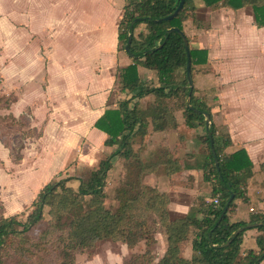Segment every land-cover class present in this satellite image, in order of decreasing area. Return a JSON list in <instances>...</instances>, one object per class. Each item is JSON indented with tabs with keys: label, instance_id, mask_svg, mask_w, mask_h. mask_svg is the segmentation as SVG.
<instances>
[{
	"label": "trees",
	"instance_id": "1",
	"mask_svg": "<svg viewBox=\"0 0 264 264\" xmlns=\"http://www.w3.org/2000/svg\"><path fill=\"white\" fill-rule=\"evenodd\" d=\"M202 1L206 10L221 7L248 9L254 24L264 27V0ZM178 3L179 0H124L117 26L118 48L124 50L127 33L131 31L132 39L126 53H131L132 57L128 54L129 63L117 68L115 76L118 91L128 93L129 97L106 107L93 124L105 134L103 144L114 146V149L95 166L84 167L77 175L53 178L44 184L30 203L31 210L24 219L18 214L5 215L0 211V264H75L77 254L92 252L96 243L102 240L120 241L129 248H134L141 241L145 244L143 252L132 254L122 264H264V209L253 212L247 221L229 220L227 210L217 223L231 193L234 197L229 208L234 199H246L245 186L253 174V164L243 148L224 152L230 138L213 122L205 95V98L194 96L193 87L190 104L198 111L187 108L182 100L185 129L177 133L173 146H160L151 153V157L143 156L150 132L178 128L174 110L168 102L172 98L182 99L188 91L183 40L177 32L167 30L177 27L184 32L183 22L188 19L195 28L208 26L196 17L194 0H185L174 18L154 21L172 13ZM134 19L137 21L130 28ZM139 23H143L144 29L135 32ZM184 34L189 45L193 75L194 65L206 63L207 50L192 46L189 36ZM140 65L156 72L158 85L145 86L138 69ZM181 69L183 78L177 81L175 73ZM150 94L154 96V109L148 120L137 101ZM15 101L13 94H0V109L8 110ZM204 112L210 115L209 131L218 168L214 164L204 125ZM8 115L15 118L12 113ZM198 125L205 131L203 134L195 133L205 155L203 177L210 183V196H218V202L214 205L199 199L194 209L183 215H169V218V194L145 183L143 176L153 173L156 178L165 176L170 180L174 173L179 172L180 153L184 140L189 136L187 132ZM41 134L39 131L37 137ZM136 136L140 137L138 142L134 140ZM116 156L124 160V175L115 188L117 205L108 206L104 188L112 159ZM71 180H76L77 185L72 187ZM259 221L262 224L256 227L260 231L255 238L257 249L242 250L245 230L227 246H221L237 228ZM35 229L37 232L33 233ZM158 231L163 234L164 248L156 260L152 246L157 242L155 233ZM188 244L191 255L186 256L183 251Z\"/></svg>",
	"mask_w": 264,
	"mask_h": 264
},
{
	"label": "crops",
	"instance_id": "2",
	"mask_svg": "<svg viewBox=\"0 0 264 264\" xmlns=\"http://www.w3.org/2000/svg\"><path fill=\"white\" fill-rule=\"evenodd\" d=\"M59 3L61 10L58 17L54 10ZM195 4L196 17L208 23V26L195 28L189 19L183 22V29H187L193 35H203V45L198 47H204L207 50L205 66L210 68L208 71L213 74L216 81L215 89H208L206 96L212 120L219 131L223 130L230 138V143L224 148V152L230 153L243 148L253 164V174L247 179L245 186L246 199H240L249 207L248 214L239 213L238 204L234 205L230 214L231 221H247L253 212L264 209V97H248L249 92L235 97L225 96L224 90L233 86L234 81L224 75V71L232 57L244 56L243 48L249 50L251 47V51L260 48L261 33L259 31L264 27H257L250 13L245 12L244 9L232 10L221 7L206 10L203 2H195ZM123 5L124 0H12L14 11L10 56L5 53L8 46L0 45L3 48L0 61L5 58L8 61L0 69L2 81L12 84L15 90L16 88L20 90L16 91L17 96L14 95L16 101L13 104H17L22 96L32 91L28 84L34 82L36 89L45 99L44 102L37 103V106L47 103L59 104L61 111L58 116L49 118L42 129L41 136L32 143L34 154L23 153L20 161L14 164V173H6L5 176L11 178L18 174L22 175L24 172L23 169L21 170L22 167L27 168L26 170L35 169L43 156L55 158L60 148L49 149L48 145L50 140L58 142L55 139L56 133L61 135L60 144H63V152L60 155L62 157L60 162L53 167L50 175L42 182H38V185L32 184V189L24 199L20 200L24 196L17 187L12 190L16 192L15 197H8V201L4 197L5 190L0 191L5 215L20 213L27 209L35 193L53 174L64 170L72 174L84 167L95 166L105 156L103 153L105 134L93 124L106 107L115 105V102L109 101L112 89L116 86L115 72L117 68L129 63L128 58H123L118 50L117 26ZM2 6L0 0V33L6 29L10 32V29L6 27L5 19H2L4 16V13H1ZM35 10H37L36 15ZM242 27L248 30L247 35L252 38V45L244 42L242 33H239ZM60 56L67 57L69 62L66 61L67 63L63 65L59 60ZM79 57L91 59L89 62L82 63V60L80 62L77 60ZM11 60L14 62L17 83H9L2 76L4 69L12 66L9 63ZM41 64L43 66H41V78H37L31 69ZM227 70L228 73L231 70L234 71V67L228 66ZM254 75L260 77L261 72ZM77 79L78 82L81 81V85L76 83ZM41 81H44L45 90L37 88V84ZM60 82L64 89H69V93L67 91L64 97L71 96L74 100L73 112L71 109L67 112L63 104L52 100L53 94H56L57 89L60 88ZM70 89H74V93ZM209 90L214 92L209 93ZM257 90L259 93V89ZM86 105L89 112L88 124H86L84 112ZM38 109L42 114L41 108ZM35 114L41 115L36 111ZM65 116H69L70 119L67 120ZM177 121L178 128L157 132L156 138L163 139L167 144L171 140L174 143L177 130L183 124L180 118H177ZM192 130L187 132L189 136L187 140H184L180 153L182 155L181 170L174 173L169 181L163 179V177L166 178L165 176L155 177V183L162 184L164 187L162 190L170 193L167 211L174 216L186 214L190 209H194L199 199L210 200L211 186L202 175L203 162H198L200 157L203 161L205 159L203 147L197 154L185 150L188 138L194 133ZM194 131L197 134L202 132L197 128H194ZM200 144L202 146L201 142ZM26 150L31 148L28 147ZM42 151L52 154L42 155ZM29 173L28 171V175ZM17 180L22 181V177ZM70 183L73 185L78 182L71 180ZM7 185L9 188L8 182ZM250 233L252 234H250L251 240L248 246L243 245L246 241L245 232L243 234L242 250L257 249L255 238L260 231ZM163 247L162 244V249ZM185 249L188 252L186 256L191 255L189 244Z\"/></svg>",
	"mask_w": 264,
	"mask_h": 264
},
{
	"label": "rangeland",
	"instance_id": "3",
	"mask_svg": "<svg viewBox=\"0 0 264 264\" xmlns=\"http://www.w3.org/2000/svg\"><path fill=\"white\" fill-rule=\"evenodd\" d=\"M1 1L3 5L1 8V13L2 12L4 13V16L2 17V19H5L6 27L10 29V32H7V29H6L5 31H2L0 33V45L6 44V46H8L7 51H5V53L7 56H10L11 49H12V27H13L12 22H13L14 9L12 8V0H1ZM195 2L198 3V2H203V1L195 0ZM60 10H61V4L59 3L56 9L54 10L55 14L58 17L60 16ZM244 10L245 12H249V10H246V9ZM36 14H37V10H35V15ZM39 18H40V15H39ZM186 21H189V19ZM143 29H144L143 23H139L135 27V32L139 30H143ZM184 31L186 35L189 36L190 44L192 46L198 47V46L203 45V35L202 34L193 35L189 31H187V29H185ZM259 32L261 33L260 34L261 36L260 48L258 47V49H256L255 51H251L252 49L251 47L249 50L247 48H243L244 56L232 57V59L229 60V62L227 63L225 67L226 71H224V75H227L228 77H230V79L234 81V84L227 90H224L225 96L235 97V96L243 95L245 92H249L250 95H248V97H255V96L264 97V29H261ZM239 33H242L244 37L243 39L244 42L248 43L249 45H252V38L250 37V35H247L248 30L245 27H242ZM2 50L3 48L1 46L0 53L2 52ZM118 50L121 56H123V58L126 57L129 60L128 54L121 47L120 49L118 48ZM5 59H2V61H0V69L3 68L4 65L8 63L7 58ZM90 59L91 58L89 57L77 58L79 62L82 60V63L89 62ZM59 60L61 61L63 65L67 63L66 61L69 62L68 58L64 56H60ZM9 63H11L12 66L4 69L2 76L6 79V81H9V83L10 82L17 83L18 78L16 77V74H15L14 62L13 60H11L9 61ZM75 65H76V61H75L74 66ZM41 66L42 64L36 68L31 69L33 74L37 75V78H41V73H40L42 71ZM228 66L234 67V71L231 70V72L228 73V70H227ZM138 69L140 72V76L146 87L158 85L156 72L154 70L148 69L147 67H144L141 65L138 67ZM208 69L210 68L205 66V64L194 65V74L192 75L193 80H194L193 94L196 97L202 98L204 95L207 96L208 89L210 88L215 89L214 86L216 85V81L214 79L213 74L210 71H208ZM258 72H261L260 77H256L254 75L255 73H258ZM251 74L253 76H250ZM175 78L177 81L183 78L182 69L178 70L175 73ZM2 80L3 79L0 73V94H6V95L13 94L17 96L16 91L19 92L20 90L17 88L15 90L12 87V84L3 83ZM60 80L62 81V79ZM76 83H78V85H81V81L78 82V79L76 80ZM59 84H60L59 85L60 88L57 89L56 94H53L52 100H55L57 103L63 104L64 109L67 110V112H69L70 109L73 112L72 109L74 107L73 105L74 100L72 99L71 96L64 97L67 91L69 93V89H64L62 87L61 82ZM28 87L30 91L31 90L32 91L29 94L22 96L20 101L17 104H12L8 110L0 109V191L3 192L2 189L5 190L6 193L4 194V197L6 201H8V197L9 198L15 197L16 192L12 190L16 189V187L19 189V191H21V193H23L22 196H24L20 200L24 199L29 193V191L32 189V184L36 186V184L38 185V182H42L43 180H45L50 175V171L53 169V167L56 164H58L60 162V158H62L60 156L62 155V152H63L62 151L63 144L62 145L60 144L62 142L61 135L60 133H56L55 139L58 142H52V140H50L49 141L50 143L48 145L49 149H54V148L58 149V147L60 148L58 155L55 156V158L52 159V157L47 158L46 156H43L42 159L38 161V164L35 169L26 170L27 168L22 167L21 170L23 169L22 171H24L22 175L18 174V176H14L11 178H6L5 176L6 173L8 174L14 173V168H15L14 164L20 161V159L23 156V153L24 154L28 153L30 155L34 154V147H33L34 145L32 143H34L35 142L34 140L38 138L37 133L39 131L42 132V129L45 123L49 120L50 117L58 116L61 111V106L59 104H48L47 103L45 105L42 104L41 106L40 105L37 106V103L39 104L40 102H44L45 99L41 96L39 90L36 89V84L34 82L29 83ZM37 88L45 90L44 81H41L39 84H37ZM257 89H259V93ZM70 91L74 93L75 90L70 89ZM208 92L213 93L214 91L212 90L211 92L209 90ZM128 97H129L128 93H120L117 89V86H115L112 89V93H111L109 101L116 103ZM66 98L68 99L65 100ZM182 100L186 104V95H184L182 99L172 98L170 99V102H168L169 105L173 108L176 118L181 119V124L184 118L182 108H181ZM133 102L134 100L131 101V104ZM32 103H35V105H31ZM153 104H154V96L151 94L147 95L146 97H141V99L137 101V106L140 108L141 112L148 120H150L151 115L153 113V109H154ZM38 108H41L42 114ZM35 111L36 113H40L41 115H36ZM84 112H85L86 124H88L89 112L87 110V105H86V109ZM9 113H12L15 116V118L10 117L8 115ZM65 117L67 120L70 119L69 116H65ZM36 121H37V124H35ZM196 128L201 130L203 133L205 132L204 128L201 125H198ZM150 129H151V124L149 123L148 130ZM179 129L180 130L185 129V126L182 124V126H180ZM178 130H177V133L179 132ZM192 131L194 133H192L193 134L191 135L192 137L188 138L189 141L186 142L185 150L188 152L197 154L201 152L202 146L195 136L194 129ZM202 132L200 134H203ZM220 132L224 133L223 130ZM134 140L138 142L140 140V137L136 136ZM103 146H104L103 147L104 155H107L114 149V146H106V145H103ZM160 146L171 147L173 146V142L171 140V142L167 144L164 142L163 139L159 140L158 138H156L155 133L150 132L146 140V147H145L143 156L145 158L151 157V153ZM28 147H30L31 150H26V148ZM45 154H52V153H47V152L42 151V155H45ZM198 162H203L202 157H200V160ZM111 163H112V166L106 177V184L104 188L105 194H106L105 204L108 206H116L117 201L115 200V188L124 175V160L121 157L116 156L112 159ZM28 171L30 172L29 175H28ZM77 172H72V174H70L71 172L69 171H65V170L62 172L59 171L53 174V176L50 177L44 184L51 181L53 178L65 177L68 175H77ZM21 177H22V181L20 180L19 182L17 179H20ZM155 177L156 176L153 173H146L143 176V181L150 185L157 186L159 190L164 189L162 184L155 183ZM163 179L165 181L166 180L169 181L168 178L166 179L163 177ZM7 182L9 184V188H8ZM74 183L73 185L70 183V185H72V187L76 186L77 183L76 184ZM37 193L38 192H36L35 194L37 195ZM167 193L170 196V193L169 192ZM36 195L34 196L32 201L35 199ZM213 198L214 197L210 196L211 201L209 200L208 202H212ZM241 203H243V201H241L239 198L234 199L233 203L231 204L228 210L229 220H231L230 217L232 216L230 214L233 210L234 205L236 204H238L239 213L245 212L246 214H248L249 207H247V205H245L244 203L243 204ZM0 208H1L0 211L4 212V205L1 200H0ZM30 210H31V207L29 206L24 211L20 213H16V214H18L20 218L24 219ZM9 215H13V214H9ZM169 215H172V214H168V217ZM164 220L166 222V219ZM256 230L257 229H255V227H251L245 230L244 237L246 241L243 243L244 246L250 245V240H251L250 234H252L250 232H254ZM36 232H37V229H35L33 233H36ZM155 237L157 239V242L152 246V250L157 260L163 252L162 244L164 245V242H163L164 240H163V234L160 231L155 233ZM144 250H145V244L142 241L138 243L134 248H129L126 246V244L120 241L102 240L96 243V246L92 252L77 254L75 257V264H122L125 260L130 258L132 254H135L137 252H143ZM183 253L185 255H188V252H186V249H184ZM6 264H13V263H6Z\"/></svg>",
	"mask_w": 264,
	"mask_h": 264
},
{
	"label": "water",
	"instance_id": "4",
	"mask_svg": "<svg viewBox=\"0 0 264 264\" xmlns=\"http://www.w3.org/2000/svg\"><path fill=\"white\" fill-rule=\"evenodd\" d=\"M184 2L185 0H179V3L178 5L176 6V8L174 9V11L172 13H170L169 15L167 16H164V17H161V18H158V19H154L155 22H161V21H166V20H170L172 18H174L177 13L179 12V10L182 8V6L184 5ZM137 21V19H134L129 27L131 28L133 26V24ZM168 32L170 31H175L177 32L182 40H183V44H184V49H185V52H186V64H185V72H186V79H187V94H186V106L187 108L193 110V111H198L196 108H194L191 104H190V96H191V93H192V89H193V76H192V72H191V61H190V53H189V45H188V41H187V38L184 34L183 31H181L179 28L177 27H170L168 30ZM131 39H132V32L131 31H128L127 33V42L126 44L124 45V51L125 52H128V46L131 42ZM130 57H132V54L131 53H128ZM204 125H205V128H206V131H207V136H208V139H209V145H210V148H211V153H212V156H213V160H214V164L215 166L218 168V160H217V156H216V152L214 150V147H213V140H212V134L211 132L209 131V124H210V115L207 113V112H204ZM233 197L234 195L231 193L229 198L227 199L226 203L224 204L223 208H222V211H221V214L217 220V223L220 221V219L223 217V215L227 212L228 208H229V204L230 202L233 200ZM262 222L259 221V222H252V223H248L242 227H239L237 228L231 235V237L225 242L223 243L221 246L224 247V246H227L233 239L234 237L239 234L240 232L246 230V229H249L251 227H258L259 225H261ZM211 246H213V244H211ZM259 261L261 260V257L258 258Z\"/></svg>",
	"mask_w": 264,
	"mask_h": 264
},
{
	"label": "built area",
	"instance_id": "5",
	"mask_svg": "<svg viewBox=\"0 0 264 264\" xmlns=\"http://www.w3.org/2000/svg\"><path fill=\"white\" fill-rule=\"evenodd\" d=\"M218 202V196H215L213 199H212V203L215 205L217 204Z\"/></svg>",
	"mask_w": 264,
	"mask_h": 264
}]
</instances>
